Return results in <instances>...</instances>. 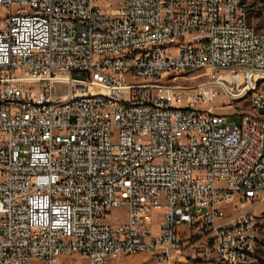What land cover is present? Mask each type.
<instances>
[{"label": "built area", "instance_id": "1", "mask_svg": "<svg viewBox=\"0 0 264 264\" xmlns=\"http://www.w3.org/2000/svg\"><path fill=\"white\" fill-rule=\"evenodd\" d=\"M248 16L243 0H0V264H174L195 232L212 264H258L244 206L264 191V35ZM219 91L251 94L240 125L199 113Z\"/></svg>", "mask_w": 264, "mask_h": 264}, {"label": "rangeland", "instance_id": "2", "mask_svg": "<svg viewBox=\"0 0 264 264\" xmlns=\"http://www.w3.org/2000/svg\"><path fill=\"white\" fill-rule=\"evenodd\" d=\"M250 25L256 32L264 35V0H248ZM189 76V75H187ZM205 77L184 79L179 78L178 83L182 85L181 89L188 92V87L205 81ZM209 108L218 114L228 116V123L240 125L241 115L252 111L251 94L240 97L239 94H225L219 91V94L212 97L204 108ZM256 214V245L258 264H264V191H261L257 198L252 200L246 206ZM114 215H118L119 211H115ZM112 214V215H113ZM116 221V220H114ZM210 235L203 233H194L192 235L191 245L186 253V258L182 261H176L174 264H212L215 261L213 252L211 251ZM145 257H147L145 259ZM64 264H87L84 258L79 256L68 257L64 260ZM169 264L164 260L151 258L146 254H136L131 256L115 257L106 264Z\"/></svg>", "mask_w": 264, "mask_h": 264}, {"label": "bare ground", "instance_id": "3", "mask_svg": "<svg viewBox=\"0 0 264 264\" xmlns=\"http://www.w3.org/2000/svg\"><path fill=\"white\" fill-rule=\"evenodd\" d=\"M243 1H248V0H243ZM253 32L256 33L257 35H262V34L256 32L254 28H253ZM59 78L66 79L65 76H59ZM98 86H100V85H98ZM101 90H102V92H104V88ZM199 113H206V108H204V106H199ZM218 119H225V115L224 114H218Z\"/></svg>", "mask_w": 264, "mask_h": 264}, {"label": "crops", "instance_id": "4", "mask_svg": "<svg viewBox=\"0 0 264 264\" xmlns=\"http://www.w3.org/2000/svg\"><path fill=\"white\" fill-rule=\"evenodd\" d=\"M147 257H145V259H146Z\"/></svg>", "mask_w": 264, "mask_h": 264}]
</instances>
